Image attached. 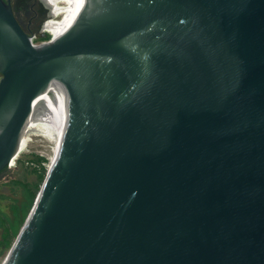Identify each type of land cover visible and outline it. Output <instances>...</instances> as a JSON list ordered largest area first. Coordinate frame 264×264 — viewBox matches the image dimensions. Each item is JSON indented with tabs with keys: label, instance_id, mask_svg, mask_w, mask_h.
<instances>
[{
	"label": "water",
	"instance_id": "obj_1",
	"mask_svg": "<svg viewBox=\"0 0 264 264\" xmlns=\"http://www.w3.org/2000/svg\"><path fill=\"white\" fill-rule=\"evenodd\" d=\"M50 88L61 141L4 264H264V0H83L41 44L0 0V172Z\"/></svg>",
	"mask_w": 264,
	"mask_h": 264
},
{
	"label": "rangeland",
	"instance_id": "obj_2",
	"mask_svg": "<svg viewBox=\"0 0 264 264\" xmlns=\"http://www.w3.org/2000/svg\"><path fill=\"white\" fill-rule=\"evenodd\" d=\"M60 4L59 6H64L63 3ZM61 16L62 14L57 13L55 20H60ZM48 19H46L44 27L42 26L44 22L39 27V18L36 16L26 20L28 30L34 33L35 44L47 42L53 37L47 30V23L52 18ZM45 30L47 32H44ZM53 148H55V142L49 137L37 131L31 132L27 136L24 147L17 158H15L14 164H11L10 168L6 169L7 173H5L4 178L9 184L7 195L10 198L6 201L5 206L11 205L10 212H13V220L17 221V231L0 264H3L7 259L37 201L51 163L55 158Z\"/></svg>",
	"mask_w": 264,
	"mask_h": 264
},
{
	"label": "bare ground",
	"instance_id": "obj_3",
	"mask_svg": "<svg viewBox=\"0 0 264 264\" xmlns=\"http://www.w3.org/2000/svg\"><path fill=\"white\" fill-rule=\"evenodd\" d=\"M44 1L46 2V4H48V7L50 5L53 14V18L47 23V30L48 32L52 33L53 38L60 37L71 27L72 23L75 20L79 6L81 5L83 0ZM60 3H63L64 6H59L61 5ZM57 13L62 14L61 19L58 21L55 20V15ZM64 125L65 109L63 105V99L55 89L50 88L48 91L39 95V98L35 103V106L33 107L32 116L29 119L24 129L23 136L21 138L19 153L27 141V136L31 132L37 131L46 135L55 142V148L53 149L54 154L56 156L61 141ZM15 161L16 159L14 158L11 164H14Z\"/></svg>",
	"mask_w": 264,
	"mask_h": 264
},
{
	"label": "flooded vegetation",
	"instance_id": "obj_4",
	"mask_svg": "<svg viewBox=\"0 0 264 264\" xmlns=\"http://www.w3.org/2000/svg\"><path fill=\"white\" fill-rule=\"evenodd\" d=\"M12 6L13 13L21 27L31 36H34L32 31H29L26 26V20L32 16L39 18V27H44L47 18H53L52 9L44 0H5ZM56 16V15H55ZM44 32H47L46 30ZM6 170L0 172V262L5 254L6 249L10 246L13 237L17 231V221L13 220V212H10L11 205L5 206L10 196L7 195L9 188L8 182L5 180Z\"/></svg>",
	"mask_w": 264,
	"mask_h": 264
},
{
	"label": "built area",
	"instance_id": "obj_5",
	"mask_svg": "<svg viewBox=\"0 0 264 264\" xmlns=\"http://www.w3.org/2000/svg\"><path fill=\"white\" fill-rule=\"evenodd\" d=\"M50 33V32H49ZM52 34V33H51ZM53 36V35H52ZM53 38V37H52ZM35 36H32V41H33V43H35ZM50 41V40H49Z\"/></svg>",
	"mask_w": 264,
	"mask_h": 264
}]
</instances>
